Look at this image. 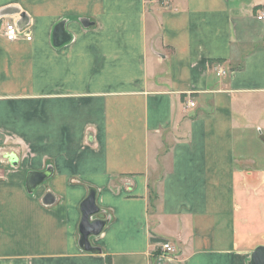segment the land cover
Instances as JSON below:
<instances>
[{
  "label": "crops",
  "instance_id": "crops-1",
  "mask_svg": "<svg viewBox=\"0 0 264 264\" xmlns=\"http://www.w3.org/2000/svg\"><path fill=\"white\" fill-rule=\"evenodd\" d=\"M262 10L0 0V264H248L264 244ZM7 21L32 40L9 41ZM48 167L30 193L28 172ZM90 187L109 218L101 253L79 245Z\"/></svg>",
  "mask_w": 264,
  "mask_h": 264
},
{
  "label": "water",
  "instance_id": "water-1",
  "mask_svg": "<svg viewBox=\"0 0 264 264\" xmlns=\"http://www.w3.org/2000/svg\"><path fill=\"white\" fill-rule=\"evenodd\" d=\"M13 12V10H11ZM17 13H20L16 9ZM21 17L26 16L21 12ZM71 40V35L66 31L64 21H60L54 28V44L60 46ZM53 174V169L48 167L42 171L31 170L27 174L26 187L30 193H34ZM81 219L79 223V245L87 252L101 253L102 249L95 245L92 238L100 235L109 222V218L100 217L103 212L97 203V189L90 187L87 196L80 204ZM248 264H264V244L256 246L252 252Z\"/></svg>",
  "mask_w": 264,
  "mask_h": 264
},
{
  "label": "built area",
  "instance_id": "built-area-1",
  "mask_svg": "<svg viewBox=\"0 0 264 264\" xmlns=\"http://www.w3.org/2000/svg\"><path fill=\"white\" fill-rule=\"evenodd\" d=\"M258 19L260 20H264V10H262L260 12V14H258L257 16ZM4 34L6 36V38L9 41H16L19 39H25V40H32V33L30 30H25L22 31L19 29V27L17 26L16 23L12 22V21H7L5 24V30H4ZM217 74L218 75H225L226 74V70L224 68H222L221 66L217 67ZM188 105L189 106H195L196 103L194 101L193 98H190L188 101ZM162 249L166 252V253H174L175 252V247L170 243V242H163L162 244Z\"/></svg>",
  "mask_w": 264,
  "mask_h": 264
},
{
  "label": "trees",
  "instance_id": "trees-1",
  "mask_svg": "<svg viewBox=\"0 0 264 264\" xmlns=\"http://www.w3.org/2000/svg\"><path fill=\"white\" fill-rule=\"evenodd\" d=\"M151 196L153 197V200H155L158 197V194H157V192L155 190H151ZM151 241H152V243H156L157 244V243H160V242H165L167 240L164 239V238L158 237V236H152ZM157 251H158V249H157ZM106 262H107V264H112L111 256H107Z\"/></svg>",
  "mask_w": 264,
  "mask_h": 264
},
{
  "label": "rangeland",
  "instance_id": "rangeland-1",
  "mask_svg": "<svg viewBox=\"0 0 264 264\" xmlns=\"http://www.w3.org/2000/svg\"><path fill=\"white\" fill-rule=\"evenodd\" d=\"M157 200H158V199H157ZM153 201L156 203V199H155V200H153ZM154 202H153V203H154ZM161 246H162V245H161Z\"/></svg>",
  "mask_w": 264,
  "mask_h": 264
}]
</instances>
